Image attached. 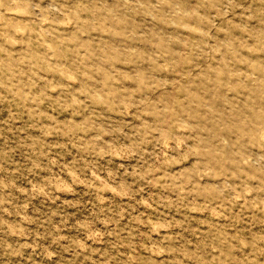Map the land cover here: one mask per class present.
I'll return each mask as SVG.
<instances>
[{"label":"clouds","instance_id":"9594fccd","mask_svg":"<svg viewBox=\"0 0 264 264\" xmlns=\"http://www.w3.org/2000/svg\"><path fill=\"white\" fill-rule=\"evenodd\" d=\"M0 264H264V0H0Z\"/></svg>","mask_w":264,"mask_h":264}]
</instances>
